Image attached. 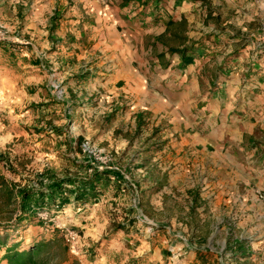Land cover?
<instances>
[{
	"label": "crops",
	"instance_id": "0c3cea01",
	"mask_svg": "<svg viewBox=\"0 0 264 264\" xmlns=\"http://www.w3.org/2000/svg\"><path fill=\"white\" fill-rule=\"evenodd\" d=\"M191 1L4 0L9 9L0 10L1 18L13 10L21 21L5 26L21 48H32L33 89L43 103H57V113L82 115L76 123L85 139L94 141L102 131L103 146L117 159L125 156L126 138L136 148L140 134L151 131L139 154L149 169L133 174L134 181L138 175L152 181L151 191L171 194L185 177L183 190L177 189L189 199L182 220L154 222L140 239L136 216H129L130 224L122 222L110 237L111 245L143 244L131 264H214L216 258L225 264L217 251L221 244H229L232 257L255 249L264 255V76L251 74L261 64L232 58L234 50L229 57L208 54L205 34L195 37L190 27L180 34L178 26L200 15ZM220 34L213 32L212 46L222 43ZM221 35L238 41L231 32ZM4 81L12 89L11 77ZM5 89L0 93L8 94ZM167 163L174 171L162 167ZM124 179L115 172L100 177L111 188ZM80 205L74 201L65 211L93 242L100 236L95 228L108 222L98 215V204L85 215ZM102 249L96 255L88 250L83 264H113L114 252Z\"/></svg>",
	"mask_w": 264,
	"mask_h": 264
},
{
	"label": "rangeland",
	"instance_id": "374dc122",
	"mask_svg": "<svg viewBox=\"0 0 264 264\" xmlns=\"http://www.w3.org/2000/svg\"><path fill=\"white\" fill-rule=\"evenodd\" d=\"M3 1L1 0L0 4L1 11L9 9V4H4ZM192 3L200 15L197 14L190 19V22L178 26L180 34H185L189 27L190 33L195 37L205 34V41L209 46L208 54L212 52L218 58L229 57L228 55L234 50L232 58L244 60L245 63L248 59H254L258 62L257 64H261V69L258 73L260 67H255L256 71L251 74L264 76V0H192ZM7 14L8 16L4 18L0 17V89L7 88L5 90L8 93H0V174L2 173L20 187L39 186L41 188L49 184V178L51 180L70 176L90 178V175L96 171L103 174L120 173L127 179L117 185L111 184L112 188L109 187L110 183L104 185L102 182L96 183L97 193L89 194L79 202L81 204L79 207L82 209L80 212L84 215L88 211L91 212L87 210L89 206L98 204L96 206L98 215L104 217V223L108 222L105 224L102 222L105 225L104 228H95L96 232H100V236L93 242H87L84 229L71 221V217L65 211L66 207L75 201L73 196L65 202L66 204L64 203V206L61 204L62 200L58 198L55 203L44 205L34 214L24 217L19 209L13 214L0 215V242H5L9 246L18 243L21 248H26L35 240L40 241L38 239L40 235L45 237L43 239H51L54 235L63 237V233L56 227L61 224L66 228V232L68 230L78 235L76 243L69 246L72 260L83 264L82 256L88 255V250L95 251L96 255L97 249L103 248L101 253L106 255L114 252L112 256L116 258L110 259L113 264H131L134 260L132 254L137 252V248L143 244L139 241V244L126 241H121L120 244L117 241L118 243L111 245L110 237L120 230L122 222L130 224L129 216H136L140 239L148 234L147 229L152 228L151 224L154 222L177 218L176 216L178 220H182L187 214L185 208L189 199L177 189L183 190L182 183L185 177L181 178L178 187L171 194L163 195V192L151 191L154 186L152 181L144 179L141 175H138L136 181L133 178L135 172L143 173L149 169L148 164L145 166L141 159L139 160V154L148 147V142L154 136L151 131L140 134L141 141L140 139L138 141L142 144H137L139 146L136 148L130 149L133 140L126 138V141L130 143L125 149V156L123 154L117 159L118 153L103 146L106 141L103 140L102 131L97 132L93 138L94 141L90 137L85 139L87 132H80L76 123L82 115L76 114L73 117L57 113L54 111V108H58L57 103L51 101L43 103L33 89L35 87L33 79L37 77V71H34L28 57L32 58L35 55L32 48H21L17 38H14L15 35L9 31V27L5 26L6 23H12L11 26L16 28L20 26L17 22L21 23L16 20L13 10L12 13L7 12ZM16 30L20 32L21 28ZM218 30L221 34L231 32L238 41L231 44L228 40L229 35L220 34L222 43L212 46L209 42H212L213 32ZM5 45H7V51H4ZM34 53L36 54L37 50ZM240 69H247V67L243 66ZM9 77L13 80L12 93L9 86L3 85V83L6 84L4 79ZM28 87L32 90L28 91ZM25 91L27 95H23ZM10 94L13 96L11 97ZM79 133L83 134L81 141ZM106 133L108 136V132ZM128 135L129 132H127ZM137 136L138 134H135V141ZM85 144L98 152V156L94 157L87 153ZM101 158H108L109 161L103 163ZM162 167H168L169 171H174V165L170 166L167 163ZM112 181L115 182V180ZM134 183L137 185L135 191ZM113 186L121 187V192L113 189ZM67 188L71 189L69 185ZM121 207L127 208V211ZM16 216L23 218L17 220ZM60 218L64 220L69 218V223L58 221L61 220ZM243 220H241L242 223L245 222ZM96 240H99V243ZM101 243H105V246L101 247ZM160 245L161 243L158 242L156 246L161 247ZM228 245L221 244L217 248L219 256L226 259L225 264H264V255L259 254L258 249H255L256 254L246 255L248 253L246 252L238 253V257H232L228 255ZM5 251L6 248L0 244V260L3 256L2 252L5 253ZM217 259L214 264H218Z\"/></svg>",
	"mask_w": 264,
	"mask_h": 264
},
{
	"label": "trees",
	"instance_id": "16d2710c",
	"mask_svg": "<svg viewBox=\"0 0 264 264\" xmlns=\"http://www.w3.org/2000/svg\"><path fill=\"white\" fill-rule=\"evenodd\" d=\"M171 25L174 23L172 22ZM102 175L103 173L96 171L90 175V178L72 176L52 180L49 178V184L41 188L39 186L20 187L0 174V215L13 214L19 209L24 217L34 214L44 205L55 203L58 198L62 200L61 204L70 200L72 196L75 202L83 201L87 195L97 193L95 184L101 183ZM67 185L71 189L67 188ZM65 194L67 197H64ZM16 217L17 220L23 218ZM0 244L6 248L0 264H81L77 260H72L70 247L60 235L33 242L26 248H21L18 243L10 246L5 242Z\"/></svg>",
	"mask_w": 264,
	"mask_h": 264
},
{
	"label": "built area",
	"instance_id": "2783aa9c",
	"mask_svg": "<svg viewBox=\"0 0 264 264\" xmlns=\"http://www.w3.org/2000/svg\"><path fill=\"white\" fill-rule=\"evenodd\" d=\"M84 148H85V151L87 153H90L92 156H94V157L98 156V152H96L95 150L91 149L88 144H85ZM101 160H102L103 163H107L109 161L108 158H106V159L105 158H103V159L101 158ZM56 227H57L58 230H60L63 233V239L68 244V246H72V245H74V243H76V241L78 239V235L77 234L69 232L68 230L66 232V228L61 226V224H58Z\"/></svg>",
	"mask_w": 264,
	"mask_h": 264
}]
</instances>
